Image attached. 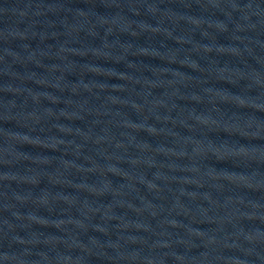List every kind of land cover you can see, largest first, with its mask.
I'll list each match as a JSON object with an SVG mask.
<instances>
[{
    "label": "water",
    "instance_id": "95a60500",
    "mask_svg": "<svg viewBox=\"0 0 264 264\" xmlns=\"http://www.w3.org/2000/svg\"><path fill=\"white\" fill-rule=\"evenodd\" d=\"M77 0H0V141Z\"/></svg>",
    "mask_w": 264,
    "mask_h": 264
}]
</instances>
